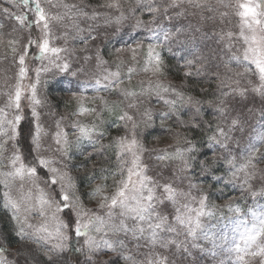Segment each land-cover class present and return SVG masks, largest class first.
Instances as JSON below:
<instances>
[{
    "label": "snow or ice",
    "instance_id": "snow-or-ice-1",
    "mask_svg": "<svg viewBox=\"0 0 264 264\" xmlns=\"http://www.w3.org/2000/svg\"><path fill=\"white\" fill-rule=\"evenodd\" d=\"M0 64V264H264V0H0Z\"/></svg>",
    "mask_w": 264,
    "mask_h": 264
},
{
    "label": "trees",
    "instance_id": "trees-1",
    "mask_svg": "<svg viewBox=\"0 0 264 264\" xmlns=\"http://www.w3.org/2000/svg\"><path fill=\"white\" fill-rule=\"evenodd\" d=\"M228 194L235 195V193H228ZM216 195H218V193ZM214 201L216 203H219V204H222L221 202H223V200H216L215 196H214ZM261 202L264 203V201H261ZM222 212L226 214L227 209L226 208L222 209ZM213 223H215V221H213ZM223 223H224V221H221V224H223ZM202 260L204 261V264H216L218 261H224L227 264V261L225 260L224 257L217 256V257L213 258L210 254L206 255Z\"/></svg>",
    "mask_w": 264,
    "mask_h": 264
},
{
    "label": "rangeland",
    "instance_id": "rangeland-1",
    "mask_svg": "<svg viewBox=\"0 0 264 264\" xmlns=\"http://www.w3.org/2000/svg\"><path fill=\"white\" fill-rule=\"evenodd\" d=\"M5 75L11 76L12 72H10V71L6 72L5 66L3 64H0V84H3V80L5 78ZM257 100H259V98H257ZM253 123H255V121H253ZM153 143H155V142H153ZM160 146L162 147L163 145H160ZM221 203H223V202H221ZM202 263L204 264L203 260H201V264Z\"/></svg>",
    "mask_w": 264,
    "mask_h": 264
}]
</instances>
